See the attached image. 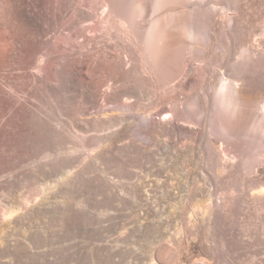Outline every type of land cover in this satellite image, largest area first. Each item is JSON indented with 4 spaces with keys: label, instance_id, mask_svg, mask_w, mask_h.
Listing matches in <instances>:
<instances>
[{
    "label": "rangeland",
    "instance_id": "1",
    "mask_svg": "<svg viewBox=\"0 0 264 264\" xmlns=\"http://www.w3.org/2000/svg\"><path fill=\"white\" fill-rule=\"evenodd\" d=\"M96 1L0 0V264H264L259 141L230 143L196 113L222 73L264 96V69L243 65L264 51V0H233L239 33L202 39L207 65L183 56L177 6L147 66L131 37L105 33L102 10L89 18ZM208 139L226 170L206 163Z\"/></svg>",
    "mask_w": 264,
    "mask_h": 264
},
{
    "label": "bare ground",
    "instance_id": "2",
    "mask_svg": "<svg viewBox=\"0 0 264 264\" xmlns=\"http://www.w3.org/2000/svg\"><path fill=\"white\" fill-rule=\"evenodd\" d=\"M187 1L190 2L191 0H97L95 3L92 4L91 11L88 13V16L91 20L97 19L99 17V12L102 10V13L105 14L104 19H103L104 23H105V28H104L105 33L111 37L112 36L120 37L122 35H127V36L131 37V39L134 41L133 44L136 46L135 50H134V48L132 49L133 53H135V52L142 53L144 55L142 57H144L143 59L145 60V61H143V63L145 64V62H146V64H147V62H149L148 64H150L151 58L156 59L154 54L156 53V55H157V53L160 50H162V49L159 50V48L157 47L158 48V51H157L156 46L159 45V43L161 41L160 29L164 25H166V24H164V18H165L166 13H170L169 14L170 16L172 15V17H176L179 14V12H178L179 10H178L177 6H182L183 7L182 11L186 12V18H187V19L185 18L186 22L182 24L183 27H182V33H181V35L183 36V39H184V40L182 39L183 43L181 42L183 44V46L181 45L183 47V49H181V50H183V52H184L183 56L188 55L191 58L193 56L195 58L198 57L197 61L199 62V64L203 63L202 65H207L205 63H206V61L209 60L210 54L206 51L207 50L206 46H205L206 44L204 45V43H202V39H204V40L209 39L213 33L226 34V35L230 34L232 36H234V35L236 36L239 33V31H238L237 25L236 26L234 25L233 17H236V16L238 17L239 15H241L243 13L242 10H243L244 6L242 4V6H243L242 7L241 5H239L240 3L237 4L236 1H233V0H227L226 5L215 2V1L212 3H206V2H204V0H197V1H195V4H194L195 7L191 8L187 4L185 5V2H187ZM147 13H149L151 15V16L149 15L151 20L147 21L148 24L146 26H144L142 24V17L144 15H146ZM23 16H24V20L27 21L28 24H30V26L33 27L37 32H39V33L43 32V28L38 21L34 20L33 17L27 15L26 13ZM170 16L168 18H170ZM216 16H221V17L227 19L226 25L220 24L217 20H215ZM147 20H148V18H147ZM237 20H239V19L237 18ZM170 21H172V20H170ZM239 27H241V26H239ZM162 29H164V28H162ZM164 30H166V29H164ZM164 35L165 34H162V37ZM232 36H231V40H232ZM71 37L74 38L75 33H72ZM262 37L264 39V31L262 32ZM246 39H247V37H246ZM162 41L164 42V40H162ZM167 42H168V40H167ZM205 42H207V41H205ZM235 42H236V40H235ZM169 43H170V41H169ZM164 46L165 45H163V47ZM242 46L244 47L246 45L242 44L241 49L243 48ZM226 48H227V46H226ZM242 50H243L242 52L244 54H245V52H246V54L248 52H250L249 47H244ZM233 51H235V50H233ZM256 51H258V50H256ZM153 52H155V53L153 54ZM183 52H182V54H183ZM137 53H136V55H137ZM131 54H132V52H131ZM182 54H179V55H182ZM152 55H153V57H152ZM111 62H112V60L109 59V60H107L106 63L111 65ZM153 62H155V60H153L152 63ZM217 62H218V59H217ZM77 65H78V63L75 59H65V63H64L65 68L75 69V68H77ZM243 65L245 66V68H247L249 70V72H250V70L254 71L257 69L258 70L264 69V51H258L255 56H253V57L251 56L250 61L247 60V62ZM154 67L155 66H153L152 68L155 69ZM147 68H146V70L151 73L152 69H147ZM149 68H151V67H149ZM245 68H244V70H245ZM245 71H247V70H245ZM226 75L224 73H222L216 77L217 83H215L214 87L211 86L209 88V89L212 88L210 90L212 92H210V93L207 92L208 94H206V96L204 97L205 98V101L203 100L205 102L204 106L202 108H200V110L198 109L199 110V111L197 110L198 112H196V111L195 112L197 114H199L200 116L202 114H204V112H206L207 116L209 118H206L207 116H204L206 114L202 115L206 118V122H209L207 124V126L205 125L206 129L208 128L209 129L208 131L209 132L211 131V133H215L217 135L219 134L220 136H223V138L225 137L226 141H228L230 143H231L232 139L238 137L244 131H248L251 134V136L249 135L250 136L249 138L253 139L255 141L258 140L259 145H260L259 149L261 148V150H262L260 152L264 153V96L263 97L260 96V94L257 93L258 90L255 91L251 87V85L248 83L249 81H247L245 78H242V77H241V79L238 78L237 80L240 81L241 84L238 83V85H237V83L233 84L232 81L229 79L230 77L228 78ZM189 82H191V81H189ZM197 97H198V95H197ZM198 98H200V97H198ZM201 99H202V97H201ZM201 99H198V101H197V98H195L193 100H190V102L187 100L189 102V103L187 102V104L189 106H192V107H194L195 105H198V107H200L199 101ZM198 102H199V104H198ZM189 106H187V107H189ZM190 110H191V108H190ZM193 111H191V113ZM173 114H175V116L180 117L178 110H173ZM188 114L189 113H187L186 116L183 117L184 118L183 121L186 123L194 124V125L198 126L199 124L192 120L193 119L191 117L192 114L191 115H188ZM199 115H197V117ZM207 119H209V120H207ZM206 133H207V131H206ZM206 138H209V137H206ZM209 140L210 139L206 140V143H204L205 144L204 146L206 148V152H204V153L206 154L205 156H207L206 157L207 158L206 163H208L212 167L216 166L218 169L226 170L227 165H225V164L221 165L220 160H218V158H220V157L223 158V157L222 156L219 157V154L217 153V151L210 149V148H212V146H211V142ZM221 150H222V152H220L221 155H223V154L226 155V152L223 150V147ZM203 151H205V150H203ZM261 155H262V153H261ZM263 156H264V154H263ZM250 158L251 157H249V159ZM240 168H241V166H240ZM175 179H177V178H175ZM214 182H215V180H214ZM251 187H252L251 189L252 190L254 189V191H255L254 192L255 195H253V196H255L256 198H260L259 201H261V198L264 197V178L262 177L259 180H257V179L253 180V184ZM173 194H175V193H173Z\"/></svg>",
    "mask_w": 264,
    "mask_h": 264
}]
</instances>
